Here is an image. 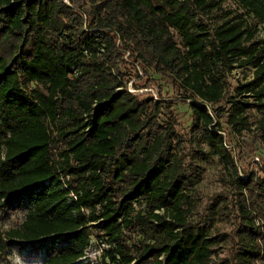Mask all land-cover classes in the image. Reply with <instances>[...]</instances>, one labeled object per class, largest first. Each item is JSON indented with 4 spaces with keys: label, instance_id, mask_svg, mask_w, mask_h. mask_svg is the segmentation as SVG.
<instances>
[{
    "label": "trees",
    "instance_id": "trees-1",
    "mask_svg": "<svg viewBox=\"0 0 264 264\" xmlns=\"http://www.w3.org/2000/svg\"><path fill=\"white\" fill-rule=\"evenodd\" d=\"M223 1L0 0V221L25 213L0 229V264L12 247L47 240L58 246L42 264H75L92 238L106 246L99 264H231L215 260L211 226L190 221L194 177L171 102L140 99L123 81L135 64L188 91L202 154L235 170L217 70L252 71L237 87L251 102L230 97L226 124L236 135L255 125L264 146V0H236L242 16L213 30L197 23ZM245 177L233 264H264V179Z\"/></svg>",
    "mask_w": 264,
    "mask_h": 264
},
{
    "label": "rangeland",
    "instance_id": "rangeland-1",
    "mask_svg": "<svg viewBox=\"0 0 264 264\" xmlns=\"http://www.w3.org/2000/svg\"><path fill=\"white\" fill-rule=\"evenodd\" d=\"M68 3L69 0H66ZM86 7L87 5H83ZM236 0H224L221 10H215L206 15H199L198 24L206 25L213 30L224 20L242 16ZM257 39H264L262 29ZM178 41V40H177ZM126 58V57H125ZM217 76L226 81L225 95L215 109L219 111L222 132H220L227 144V148L233 158L235 170L224 168V163L217 156L206 159L198 146V139L191 133L193 125L189 104L195 98L186 90L173 87L166 77L158 76L152 72L145 76L142 70L135 64L124 67L123 81L126 86L124 90L138 96L140 99L152 98L154 101H170L172 113L176 120L175 132L181 143L179 155L184 162L185 169L189 175L194 177L192 187V199L194 209L190 221L193 225L211 226L209 237L214 241L212 250L217 262L228 260L233 264V253L238 248L237 228L239 224L236 211L237 202V178L246 179L245 174L251 173L264 179V146L254 142L255 125L250 130H245L241 135L233 134L226 124L227 103L230 97L239 100L251 99L239 95L238 85L247 81L252 74L250 69H221L217 70ZM256 115V113H254ZM256 121L251 117L250 122ZM254 124V123H253ZM203 148V147H202ZM206 149V148H205ZM205 153L207 152L204 151ZM215 206L214 213L211 208ZM25 218V213H12L5 221H0V229L7 230L20 224ZM256 222L262 225L261 221ZM40 246V248H38ZM51 240L36 246L24 245L17 249L12 247L8 253L9 264H42L45 259L44 249L56 247ZM106 246L96 238H92L89 247L85 250L84 257L75 264H99L101 250Z\"/></svg>",
    "mask_w": 264,
    "mask_h": 264
},
{
    "label": "built area",
    "instance_id": "built-area-1",
    "mask_svg": "<svg viewBox=\"0 0 264 264\" xmlns=\"http://www.w3.org/2000/svg\"><path fill=\"white\" fill-rule=\"evenodd\" d=\"M257 225H260V223L257 222Z\"/></svg>",
    "mask_w": 264,
    "mask_h": 264
}]
</instances>
